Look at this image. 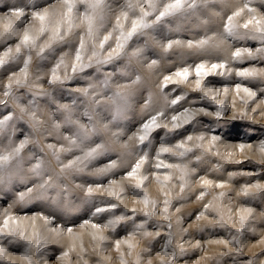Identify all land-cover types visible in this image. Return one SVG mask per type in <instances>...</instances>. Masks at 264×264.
<instances>
[{
	"label": "snow or ice",
	"instance_id": "snow-or-ice-1",
	"mask_svg": "<svg viewBox=\"0 0 264 264\" xmlns=\"http://www.w3.org/2000/svg\"><path fill=\"white\" fill-rule=\"evenodd\" d=\"M257 2L264 7V0H58V8L27 3L8 8L0 43L18 35L27 22L26 9L34 23L23 29L14 48L0 53V78L7 73L0 84L5 109L0 113V192L18 185L24 189L0 211V264H15L7 258L12 247L23 264L48 262L49 245L59 244L65 233L76 237L69 220L49 212L21 217L13 209L48 199L67 203L79 192L91 202V215L78 227L91 229L92 251L74 239L57 260L75 251L79 264H90L85 255L98 257L97 264H112L106 242L119 227L130 225L126 237L112 243L118 264H179L195 251L205 255L192 264H225L226 258L240 264L249 233L260 236V249L242 262L261 264L264 231L257 225L264 224V162L246 155L237 159L230 149L241 154L255 149L264 161V140L233 133L235 115L224 119L238 104L241 120L264 116V86H256L264 85V67L255 66L264 64V13L253 6ZM193 17L202 34L180 38L182 30L191 31L182 26ZM172 21L176 27L165 30ZM248 40L260 46H237ZM244 61L252 66H243ZM106 65L114 70H105ZM210 77L224 83L209 86ZM61 89L70 94L67 101ZM191 94L196 95L190 99ZM137 98L143 103L138 127L129 136L134 144L115 151L111 145L128 131L117 121L135 108ZM18 122L27 126L23 138H17ZM211 125L220 127L214 133ZM102 157L107 162L100 164ZM245 162L251 170H227ZM237 178L244 180L238 188ZM31 179L40 182L29 187ZM150 183L157 186L155 196ZM129 192L131 207L122 202ZM193 195L198 211L185 227ZM257 200L262 206H251ZM104 216L106 223L95 222ZM206 229H222L228 238H194ZM158 239L163 243L156 251ZM211 245L227 250L208 254Z\"/></svg>",
	"mask_w": 264,
	"mask_h": 264
},
{
	"label": "rangeland",
	"instance_id": "rangeland-1",
	"mask_svg": "<svg viewBox=\"0 0 264 264\" xmlns=\"http://www.w3.org/2000/svg\"><path fill=\"white\" fill-rule=\"evenodd\" d=\"M31 4V5H39V7L43 8V7H59V3L58 0H47V2H45V0H0V26L3 25V23L6 22V13L8 12V8L13 6V5H17V6H23V4ZM254 7L257 8L258 12L264 13V7L260 6L259 3H254L253 4ZM216 10H219L218 8ZM30 11L31 9H26V14L27 15V22L24 24H21L20 27L17 29V33L18 35L13 36L12 38H10L6 43H0V53H3L4 49L7 48L9 45H11L13 48L15 47V44L19 42V34H22L23 29L25 27H29L31 26L34 22L32 21L31 17H30ZM79 12H83L84 9L81 6L78 10ZM182 19V18H181ZM201 19H203V17H201ZM246 19V17L241 18L240 19V23H243V20ZM198 23V21L196 20L195 17L191 18L188 21H185L183 23L182 29H191V31H185L182 30L181 34H180V38H191L192 36H196L198 34H202V30L196 28V24ZM108 27H111V23L108 25ZM167 27H176V21H172L170 24L165 26V30ZM141 43H143V41H140ZM237 46H251L253 48L255 47H259V42L257 41H241L240 44H238ZM148 55L151 56V52L147 53ZM171 59H174V57H170ZM192 61L189 60V63H191ZM234 66H241L239 63L235 64ZM243 66L248 67V66H252L250 64L249 61H244L243 62ZM256 67H264V64H256ZM17 70V69H14ZM105 70L107 71H112L113 66L111 65H106L105 66ZM174 70V69H173ZM167 74V73H165ZM194 78V76H193ZM7 79V73L4 75V77L0 78V84H2L3 82H6ZM210 80V84L209 86H215V87H221L222 84L224 83L223 78L221 77H210L208 78ZM236 78L233 76V80H235ZM45 86L46 82H45ZM71 86H79V82H72ZM248 86H252V85H248ZM256 86H264V85H256ZM172 90V86H169L168 91L171 92ZM60 92L64 93V100L67 101L69 99V93L66 92V90L61 89ZM144 95H147V92H144ZM196 94H191L190 95V99L193 98ZM229 97H231L229 95ZM228 97V102L229 104L231 103V98L229 99ZM143 103V100L137 98L136 100V106L134 109H130L126 115L118 122L119 126L121 128L127 129V134H131L132 131H135L136 127H138V121L140 119V113H139V105ZM253 107H255V105H253ZM240 109H241V105H237V107L235 109L233 108H229L228 112H227V116L224 118L226 120L231 121V117H233L234 115L237 117L236 120V127H234L232 129L233 133H240V132H248V135L251 137L252 141H259V140H264V116H261L259 113L255 114L253 116V121H248V120H241L240 119ZM83 109H81L82 111ZM209 110H213L211 107L209 108ZM5 109L0 106V113L4 112ZM249 112H251V109H248ZM205 124L208 125L210 124L211 118L210 117H205L204 118ZM86 122V120L84 121ZM212 127V131L215 133L217 131V129L220 127L218 125H211ZM18 128L20 131H18L17 133V138H23V136L21 135V132H27V126L24 125L21 122H18ZM115 130V129H113ZM163 136V132H159L157 134V136L155 137L153 143L156 144L158 146L159 142H160V137ZM181 137H176V139H180ZM48 142H53L55 143V140L50 139ZM99 142V141H97ZM175 142V141H173ZM238 142H244V141H238ZM231 143L235 144L237 143V141H231ZM232 151L236 152V158L237 159H244V156L246 155L249 159L253 160L254 162L257 163H262L264 161H261L260 159V154L255 150H245V153L241 154L239 153L236 149H230ZM79 154V153H76ZM71 155L66 157L67 159H71ZM107 162L103 157L100 158V164ZM215 162V158H213V163ZM100 164L94 165V166H100ZM228 171H233V170H241V167L243 168V170H251L253 165L252 164H248L247 162H245L242 166L240 165H228L226 166ZM201 175H203L204 173L201 172ZM119 175L118 174L115 178L119 179ZM224 175H227V172L224 173ZM214 178V177H213ZM76 182H80L79 180H77ZM254 182V181H251ZM264 182V181H262ZM106 183V181H105ZM244 183L243 178H237V180L235 181V186L238 188L240 184ZM29 187L31 186L30 184L28 185ZM149 188V192L150 194H152L153 196L156 195L157 193V186L154 183H150L147 185ZM23 186L22 185H18L17 187L11 189V190H5L0 192V211H2L3 209L7 208L8 205L10 203H12L14 197V193L16 191H22ZM218 191V190H215ZM53 195H55V193H52ZM230 195L232 197L235 198L236 193L232 192L230 193ZM126 198L131 199V193L129 192L126 196ZM211 196L209 195L208 199H210ZM237 200L236 201V206H240L241 205V201ZM195 195H193L191 197V199L187 202L186 207L188 209H191V216H189L186 220L185 223V227H187L189 224H191L194 220H195V215L196 212L198 211V206L195 205ZM206 202V201H205ZM255 203V204H254ZM91 204V203H90ZM90 204H85L82 211H80L79 213L74 214V217L72 219H70L69 221L71 222L68 226H73L74 227V232L76 233V237H70L67 233H65L64 235H62L61 237H59L60 243L59 244H54V245H49V252L48 255L51 257V259L48 260V264H79V257L77 256L75 251H72L69 253V257L67 258V260H57L56 257L61 256L63 251L68 250V248L72 245L74 239L77 243H80L81 241L83 242L84 247L88 250V252L92 251V247H93V241L91 240V236H90V232L91 229H81L78 226L81 224V222L84 219H87L90 215H91V211L89 210L90 208ZM131 207V203L129 205ZM237 206V207H238ZM253 207H261V202L259 200L257 201H253L252 205ZM36 212H45L46 214L48 213V211L45 209V207L43 206V204L39 201H34L33 203L28 204L26 207L20 209L19 211H17V209H13V213L17 216H32L34 213ZM119 214V213H117ZM108 216H104L102 219H99L95 222L101 223L103 224L104 222H106V220L108 219ZM64 219V218H63ZM67 220V219H66ZM63 220H57V223H62ZM55 225H53L54 227ZM257 227L259 229H261L262 231H264V224H259L257 225ZM149 230H155L152 228H149ZM81 231V232H80ZM127 231H131V226H127V230L124 227H119V230L113 234L112 236V240L106 242V248L107 251L105 252V255H111L113 257L112 260V264H118V261L115 259V252L112 248V243L115 239H122L124 237H126L127 235ZM228 238L227 233L222 230V229H206L204 233H195L194 234V238L195 239H201L202 241H207L209 239H216V238ZM189 237H185V239H188ZM260 239V236H256V237H252V235L249 233L248 237H247V243L246 246L244 247V254L242 256H240L238 259L240 261H244L247 260L251 257L253 252L259 253V249L260 246L257 244V241ZM163 243L162 239H158L156 242V251H159V245ZM219 248V250H223L226 251L227 249H224L223 246H216V245H211L207 248V252L208 254L214 253L217 249ZM205 252H201V251H195L193 252L191 255L186 256L184 258H181V260L179 261V264H184V261L187 260L189 261V264H192V262L197 261L200 257L204 256ZM20 257V251L17 250V248L12 247L10 248V253L9 256L7 257L8 259H13L15 260V264H21V261L18 259ZM153 257H155V252L153 253ZM85 259L89 260L90 264H97V260L98 257H96L95 255H85L84 257ZM147 259V258H146ZM259 260H264V256H259ZM225 264H232V260L231 258H226Z\"/></svg>",
	"mask_w": 264,
	"mask_h": 264
},
{
	"label": "clouds",
	"instance_id": "clouds-1",
	"mask_svg": "<svg viewBox=\"0 0 264 264\" xmlns=\"http://www.w3.org/2000/svg\"><path fill=\"white\" fill-rule=\"evenodd\" d=\"M153 87V91L155 92V85L152 86ZM139 109H140V105H139ZM110 118V117H109ZM120 121V120H119ZM117 121V123L119 122ZM131 134H127L125 135L122 139H120L119 141H117L116 143L112 144V148L115 151H119L121 149V146L124 145L125 143L128 144H134V141H130L129 140V136ZM105 139L107 140L108 138L105 137ZM40 181L37 179H31L30 181V185L33 186L35 184H38ZM78 183V182H77ZM52 193L54 192H50L49 195L50 196H54ZM134 198H123L122 202L125 204V206H129L130 203L132 202ZM43 204V206L45 207V209L49 212V213H53L56 216L62 217L64 219L70 220L74 217V214L79 213L80 211H82L83 207L85 204H90V201H84L83 200V193L79 192V193H72L69 196L68 202L64 203H54L52 199H48V200H41L39 201ZM107 222V220H106ZM104 222V223H106ZM20 260V258H18ZM21 261V260H20ZM21 264H23V262L21 261ZM38 264H48L47 261L44 260H40L38 262ZM240 264H243V262L241 261ZM261 264H264V260H261Z\"/></svg>",
	"mask_w": 264,
	"mask_h": 264
},
{
	"label": "bare ground",
	"instance_id": "bare-ground-1",
	"mask_svg": "<svg viewBox=\"0 0 264 264\" xmlns=\"http://www.w3.org/2000/svg\"><path fill=\"white\" fill-rule=\"evenodd\" d=\"M231 96V95H230ZM231 97H229V99H230ZM238 142V141H237ZM240 159V158H239ZM239 202V201H238ZM255 204V203H254ZM238 206V205H237ZM81 232V231H80Z\"/></svg>",
	"mask_w": 264,
	"mask_h": 264
}]
</instances>
